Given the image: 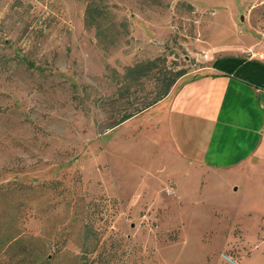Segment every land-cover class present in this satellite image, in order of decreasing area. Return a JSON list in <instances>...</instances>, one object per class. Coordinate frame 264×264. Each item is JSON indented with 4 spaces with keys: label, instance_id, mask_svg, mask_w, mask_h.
<instances>
[{
    "label": "rangeland",
    "instance_id": "374dc122",
    "mask_svg": "<svg viewBox=\"0 0 264 264\" xmlns=\"http://www.w3.org/2000/svg\"><path fill=\"white\" fill-rule=\"evenodd\" d=\"M89 1L0 0V264H83L87 226L97 264H264V165L201 162L206 134L173 131L169 103L108 129L126 104L106 76L159 55L186 73L264 58V0H96L105 46Z\"/></svg>",
    "mask_w": 264,
    "mask_h": 264
},
{
    "label": "crops",
    "instance_id": "0c3cea01",
    "mask_svg": "<svg viewBox=\"0 0 264 264\" xmlns=\"http://www.w3.org/2000/svg\"><path fill=\"white\" fill-rule=\"evenodd\" d=\"M217 48L206 46L203 53L208 56ZM165 103L170 105L165 114L173 121V131L191 129L193 122L206 134L202 147L189 152H200L201 162L212 169L244 173L264 165V58L243 51L217 55L179 78L164 99L128 120ZM190 109L193 116L184 119L183 112Z\"/></svg>",
    "mask_w": 264,
    "mask_h": 264
},
{
    "label": "trees",
    "instance_id": "16d2710c",
    "mask_svg": "<svg viewBox=\"0 0 264 264\" xmlns=\"http://www.w3.org/2000/svg\"><path fill=\"white\" fill-rule=\"evenodd\" d=\"M82 23L85 29L93 30L94 38L99 44L105 46L114 43L113 40L117 32H113L110 17L98 5L96 0H91L86 4ZM117 27L124 31V35L127 34L124 24H119ZM165 63V58L159 55L153 59H146L124 66L121 74H118L115 70H106L108 79L117 86V98L125 101L126 104V108L122 109L121 114L108 129L121 125L164 99L176 81L187 74L185 69L173 70L167 67ZM144 82H148L150 85L147 91L143 89ZM138 93L141 96L137 98L136 94ZM87 227L82 237L83 246L80 259L84 260L83 264H97L96 260H91L96 252V243L93 246L91 245V248L85 246L89 236V230H87L89 228Z\"/></svg>",
    "mask_w": 264,
    "mask_h": 264
},
{
    "label": "built area",
    "instance_id": "2783aa9c",
    "mask_svg": "<svg viewBox=\"0 0 264 264\" xmlns=\"http://www.w3.org/2000/svg\"><path fill=\"white\" fill-rule=\"evenodd\" d=\"M261 231H262V238L264 239V221L261 224ZM222 259L227 263V264H236L234 261L231 259L222 256Z\"/></svg>",
    "mask_w": 264,
    "mask_h": 264
}]
</instances>
